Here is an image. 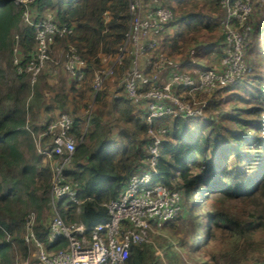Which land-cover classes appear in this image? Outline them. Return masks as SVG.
Returning a JSON list of instances; mask_svg holds the SVG:
<instances>
[{
	"label": "trees",
	"instance_id": "1",
	"mask_svg": "<svg viewBox=\"0 0 264 264\" xmlns=\"http://www.w3.org/2000/svg\"><path fill=\"white\" fill-rule=\"evenodd\" d=\"M129 1L36 0L32 6L33 20L52 8L59 22L75 27L74 34L59 41L75 44L90 66L83 80L74 79L69 86L72 95L63 93L58 100L57 94L50 106L43 105L44 94L39 87L29 100V82L23 74L10 83L6 95H0V264H44L33 255V243L25 241L24 219L33 210L16 209L17 201L25 194L36 207L35 229L47 251L68 243L65 238L50 237V164L40 154L34 156V162L27 161L19 147L17 135L28 132V124L39 131L64 111L74 120L72 133L78 147L65 172L70 181L79 185L80 205L68 198L60 202L61 215L67 222L92 226L109 220L106 203L121 195L133 174L149 168V100L131 98L124 86L133 68V55H126L125 63L117 66L96 94L92 88L94 70L105 66L99 52L117 56L130 29ZM251 2L253 9L239 30L252 35L255 44L250 54L264 64V39L259 40L264 35V0ZM165 4L173 9L174 17L159 43L160 51L146 57V71L153 70L161 51L182 57L189 54L192 46L195 52L201 49L215 34L217 46H226V34L219 31L220 22L227 19L221 0H170ZM22 11L15 0H0V78L6 68H13L11 52L16 32H21L23 62L35 50V27L21 23ZM105 11L111 13L108 29L102 19ZM180 68L179 64L177 69L183 70ZM58 69L49 63L40 76L54 75ZM249 76L253 78V73ZM257 82L264 85L263 77L254 78L253 84ZM245 89L248 96L239 95L233 111H228L216 94L202 114L163 118L168 132L161 145L157 181L179 190L183 197L178 216L164 225L171 231L172 236H166L171 239L173 251L168 257L161 254L163 262L159 263V245L153 239L132 244L129 264H179L184 261V252L189 256L199 254L197 264H246L252 253L263 255L264 237L259 239L256 234L264 230V87ZM6 97L11 104L5 102ZM90 104H94L91 113H84ZM42 108L60 113L43 120ZM35 111L41 117L37 122L29 118ZM43 210L48 211L47 216L42 215ZM181 223L193 225V238L187 230L179 232ZM259 260L264 262V257Z\"/></svg>",
	"mask_w": 264,
	"mask_h": 264
},
{
	"label": "built area",
	"instance_id": "2",
	"mask_svg": "<svg viewBox=\"0 0 264 264\" xmlns=\"http://www.w3.org/2000/svg\"><path fill=\"white\" fill-rule=\"evenodd\" d=\"M36 0H15L23 7L22 21L24 25L35 27L36 46L30 58L23 62L21 32L13 38L12 59L20 74L26 75L34 85L47 64L54 61L53 52L59 39L74 34L75 27L62 23L52 13L33 20L32 6ZM251 0H221L227 11V19L223 21L226 37L229 42H236L234 53L224 61L225 69L214 68L202 70L198 77L187 70H178L176 62L166 55L155 60L152 71L138 66L139 57H148L156 51L160 39L174 17L173 9L165 4V0H130V29L119 45L115 67L123 65L127 54L133 55L135 64L132 71L124 79L125 90L134 99H148L146 124L152 138L149 145V168L141 173L133 174L121 195L106 203L110 218L92 226L82 222H67L61 215V201L66 198L80 205L78 199V183H73L66 176V167L71 162L78 147V140L72 133L74 120L68 112H62L55 120L43 124V128L34 134L38 154L48 161L52 169L51 208L53 217L49 223L52 240L65 238L67 246L47 251L43 241L36 233L37 213L32 211L25 217V241L33 243L36 257L44 264H129L132 244L151 242V232L178 216L182 208V193L157 181L161 145L168 132L163 118L166 116L192 117L202 114L206 103L196 108L180 102L175 88H183L190 93L211 91L235 81V75L244 72L241 64V38L247 30L235 33L229 26L232 18L246 19L252 7ZM246 6H248L246 8ZM103 22L108 29L111 13L105 11ZM245 23V22H244ZM241 23L240 25H244ZM232 44V43H231ZM233 47V46H232ZM65 69L77 80H83L90 66L73 43L64 46ZM113 67H101L94 70L92 88L96 94L108 76L113 74ZM244 67V68H243ZM159 68L156 72L155 69ZM174 69V70H172ZM246 70V68H245ZM171 71L164 83H160L162 74ZM29 83V84H30ZM146 88L145 90H142ZM28 128V126H26ZM79 210V208H78ZM157 253L162 254L161 249Z\"/></svg>",
	"mask_w": 264,
	"mask_h": 264
},
{
	"label": "rangeland",
	"instance_id": "3",
	"mask_svg": "<svg viewBox=\"0 0 264 264\" xmlns=\"http://www.w3.org/2000/svg\"><path fill=\"white\" fill-rule=\"evenodd\" d=\"M250 6L253 9V3H250ZM248 6H246L247 8ZM252 11V10H251ZM54 14L55 15V11L52 8L46 9L45 10V14ZM251 13V12H250ZM44 14V15H45ZM248 17L246 19H241L239 17H236L235 20H231V22H229V26L232 28V30L235 31V33L237 35L239 31V26L241 23H244L245 21H247ZM226 20V19H224ZM222 20V23L223 21ZM24 23V20L23 22ZM23 24V25H24ZM241 29V28H240ZM222 30L224 32V34L226 33V28H224V24H222ZM256 38V36H255ZM264 39V35H261L259 37V40ZM226 46L223 45L221 47V50H223V53H220V55L218 54H214L210 59H212V64L214 65V69H216L217 71H223L225 69V63L224 61L226 59L230 58V54L234 53L235 47L237 45L236 42L232 41L229 42L231 40H229V38L227 39L226 37ZM232 43V44H231ZM255 44L254 38H252V35H249L248 32L247 34L241 38V51H242V55L243 58L241 60V64L246 68H244V72H242L239 75H235V81L232 82H227L225 85H222L220 87H217L214 90L211 91H200V92H193L190 93L189 90L183 89V88H175V91L178 93V96L180 97V102L183 104H190L192 106H195L196 108H200V106L204 103H206L205 107L209 104V100L212 97V95L216 94L218 95V97H220V99L222 100V104L225 108L228 109V111H233L234 110V106L238 103L237 98L238 96H248L249 92L247 93L245 87H250L251 89L253 88H263L264 85L262 84V82H257L256 84H253L254 78H256L257 76L259 77H263V82H264V64H259L258 61H256V58L254 57V55L250 54V48L252 45ZM65 42H63V40L58 41L54 52H53V58L54 61L50 62V64L52 66H57L59 69L56 71V73L54 75H44V77L40 76L38 81L34 84L31 85V83L29 84V100L34 96V93L39 89L42 91V93L44 94V101L49 102L50 100H48L50 97L55 99V95L59 94L58 100L62 99V94L63 93H67V89L66 86L70 85V77L72 76L66 69H65V61H66V55H65V50H64V46H65ZM233 46V47H232ZM264 48V45H263ZM11 55L12 52H11ZM167 57H170L169 55H166ZM110 57L112 56H108V61L104 62L105 66L103 67H113L115 60H116V56H113L111 59ZM204 58L208 59L207 55H203ZM171 58V57H170ZM194 66V62H190L189 65H181L183 70H190V68H192ZM117 66H114V69L116 70ZM210 68L209 66H204L203 70ZM114 70V71H115ZM156 72L159 70V68L155 69ZM249 73H253V78H251L250 76L248 77ZM114 74V72H113ZM112 74V75H113ZM22 76V74H20L18 72L17 67L15 66V64L13 63V68H6V72L4 74L3 78H0V95H6V91L9 88L10 83L15 80L16 78H18V76ZM70 76V77H69ZM198 77V76H197ZM25 79V77H23ZM28 78V77H27ZM242 79V81L240 80ZM28 80V79H27ZM241 81V83L239 82ZM165 80L161 79L160 83H164ZM244 86V87H243ZM5 102L7 104H11V100L6 97L5 98ZM27 107V104H26ZM205 107L202 110V113L205 112ZM94 108V104H90L89 107V114L91 113V110ZM67 112V111H64ZM227 115V114H225ZM30 120H33L35 122L39 121L41 119L40 117V113L36 116V111H35V115L31 114V116H29ZM220 120H223V118H220ZM227 124L229 125V121L227 122ZM28 132H24V133H19L18 139L20 140V149L24 152L25 157L27 158L26 160L29 162H34L35 157L38 154L37 151V147L35 144V140H34V134L37 132L33 129V127L28 124ZM206 130H202L201 132H205ZM207 133V132H206ZM35 156V157H34ZM16 209L18 211H30V210H35L36 211V207H34V205L32 204L31 199L29 198V196L27 194H25L22 199L20 201H17L16 204ZM52 211V208H50ZM50 212V211H49ZM42 215L47 216L48 211H42L41 212ZM53 213V211H52ZM54 215V214H53ZM52 215V217H53ZM179 232L181 233H186L190 232V238H193L195 233L193 230V225L190 223H181L180 227H179ZM167 235H171V231H167V228L164 227L162 229H158L155 228V232H151V237L153 239V241L158 243V247L156 246V249H161L162 254L165 255L166 257H168V254L172 253L173 251V245H171L170 241L171 239L168 238ZM172 236V235H171ZM256 237L259 239H263L264 237V230L259 231L256 234ZM261 237V238H260ZM174 240H176V238H174ZM177 241V240H176ZM216 243H212V246H214ZM264 249V248H263ZM180 251V249H179ZM36 250H34L33 255H35ZM203 253V252H200ZM159 254V253H158ZM185 256L183 257V263L181 261V263L179 264H197L196 261L199 257V254H193L191 253V256H189L188 253L184 252ZM163 255L159 254V263L163 262ZM195 255V256H194ZM35 257V256H34ZM264 257V253L263 255H259V254H255L252 253L251 257L248 259L249 261L247 263L250 264H260V263H264L262 262V260H259V258ZM168 263V262H167ZM246 263V264H247ZM170 264V263H168ZM172 264V263H171ZM201 264H204L203 262Z\"/></svg>",
	"mask_w": 264,
	"mask_h": 264
},
{
	"label": "crops",
	"instance_id": "4",
	"mask_svg": "<svg viewBox=\"0 0 264 264\" xmlns=\"http://www.w3.org/2000/svg\"><path fill=\"white\" fill-rule=\"evenodd\" d=\"M170 0H165V3H168ZM170 30V28H169ZM219 31L221 33H223V30H222V21L220 22L219 24ZM224 34V33H223ZM164 37V36H163ZM163 37L160 39V41H162ZM218 38L217 34L215 35H212L211 36V39L206 41V44L201 48L199 49L198 51L195 52V47H191L189 50V54L187 55H184L182 57H174V56H170L175 62L177 65H189L190 62H194V66L192 68H190V70L188 71H191L193 72L194 74H196V76H199L200 72L203 70V67L206 65V66H211L213 68H216L214 67V65L212 64V59H210L214 54H218L220 55V53H223V50H221L220 47L217 46L216 42H214L216 39ZM160 45V44H159ZM159 45L156 49V51H160L159 50ZM163 53H158L157 55L160 56L161 55H169L166 51H161ZM99 54L101 56H103L104 58V62L108 61V56H112V54H104L103 52H99ZM203 55H207L208 56V59L204 58ZM113 57V56H112ZM110 57V59L112 58ZM158 59V58H157ZM156 59V60H157ZM138 66L141 67L142 69H145L147 70L148 66H149V60L144 58V57H139L138 60ZM190 61V62H188ZM131 62H132V66L133 64L136 65L134 62H135V58L134 56L131 57ZM174 70V69H172ZM171 71H165L163 74H162V79L166 80L168 77H169V73ZM70 77V76H69ZM74 78L73 76L70 77V85L71 83L74 81ZM77 80V79H76ZM79 81V80H77ZM69 85V86H70ZM69 86L67 85V93L66 94H69V95H72V91L69 89ZM48 100H50L49 102L45 101L43 103L44 106H50L51 104H54V99L53 98H49ZM84 113H89V109H87L86 111H83ZM41 115H43V120L45 119V116L47 115H51L52 113L56 114L57 116L59 115L60 112H57V111H53V112H47L44 108L41 109L40 111Z\"/></svg>",
	"mask_w": 264,
	"mask_h": 264
}]
</instances>
